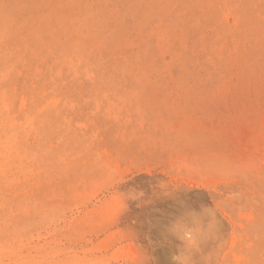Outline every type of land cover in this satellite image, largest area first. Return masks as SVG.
Here are the masks:
<instances>
[{"label": "rangeland", "instance_id": "374dc122", "mask_svg": "<svg viewBox=\"0 0 264 264\" xmlns=\"http://www.w3.org/2000/svg\"><path fill=\"white\" fill-rule=\"evenodd\" d=\"M182 203L264 264V0H0V264H173Z\"/></svg>", "mask_w": 264, "mask_h": 264}, {"label": "clouds", "instance_id": "9594fccd", "mask_svg": "<svg viewBox=\"0 0 264 264\" xmlns=\"http://www.w3.org/2000/svg\"><path fill=\"white\" fill-rule=\"evenodd\" d=\"M125 181L126 178L121 183ZM158 189L157 194L172 196L178 188L167 184V181H161ZM144 195L142 190L136 188H129L127 192L120 193L125 206L123 211L127 207V201L143 202ZM215 217L216 211L213 207L202 205L197 211L182 203V211L174 215L166 225V232L179 241L176 252L171 257L173 264H204L202 253L213 235Z\"/></svg>", "mask_w": 264, "mask_h": 264}]
</instances>
